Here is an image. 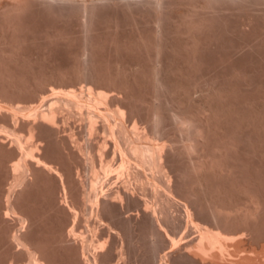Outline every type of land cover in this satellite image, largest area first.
Returning <instances> with one entry per match:
<instances>
[{
	"label": "bare ground",
	"instance_id": "1",
	"mask_svg": "<svg viewBox=\"0 0 264 264\" xmlns=\"http://www.w3.org/2000/svg\"><path fill=\"white\" fill-rule=\"evenodd\" d=\"M133 262L264 264V0H0V264Z\"/></svg>",
	"mask_w": 264,
	"mask_h": 264
},
{
	"label": "rangeland",
	"instance_id": "2",
	"mask_svg": "<svg viewBox=\"0 0 264 264\" xmlns=\"http://www.w3.org/2000/svg\"><path fill=\"white\" fill-rule=\"evenodd\" d=\"M113 93H114V95H117V94H118L119 96H121L120 93H118L117 91H115V92H113ZM116 93H117V94H116ZM200 95H201V93L198 92V93H196L195 97H197V96L200 97ZM71 120H72V119H71ZM71 120H70V121H71ZM73 120H74V119H73ZM71 122H73V121H71ZM77 123L79 124L80 122H76V124H75L76 127L79 126ZM77 173H78V172H77ZM79 174L81 175V173H79ZM80 175H78V176H80ZM134 211H135V212H134ZM130 212H131V213H130ZM136 212H137L136 210H132V211L127 212L126 214L129 216L130 214H134V213H135L134 215H136V214H137ZM166 249H167V250H166ZM166 249H164V250H166L165 252H167L166 254H168V253H170L171 251H173V249L171 250V248H170V249H169V248H166ZM164 250H163V251H164ZM163 251H161L162 256L166 255L165 252H163ZM168 251H170V252H168ZM161 253H160V255H161ZM163 254H164V255H163ZM133 261L135 262V260H133ZM134 262H133V264H135Z\"/></svg>",
	"mask_w": 264,
	"mask_h": 264
}]
</instances>
